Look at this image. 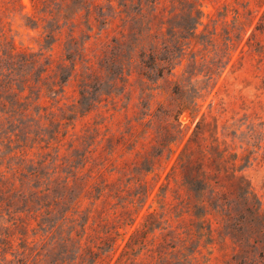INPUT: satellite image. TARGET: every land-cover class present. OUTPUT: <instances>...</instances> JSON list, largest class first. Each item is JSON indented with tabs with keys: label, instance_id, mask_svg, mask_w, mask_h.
Wrapping results in <instances>:
<instances>
[{
	"label": "rangeland",
	"instance_id": "374dc122",
	"mask_svg": "<svg viewBox=\"0 0 264 264\" xmlns=\"http://www.w3.org/2000/svg\"><path fill=\"white\" fill-rule=\"evenodd\" d=\"M17 1L2 15L0 78L26 99L0 108V264H114L150 213L165 255L132 264H220L225 231L213 255L172 240L160 199L176 194L184 148L197 159L216 146L240 177L221 172L224 191L241 182L264 215V0ZM105 233L110 261L109 241L91 248Z\"/></svg>",
	"mask_w": 264,
	"mask_h": 264
},
{
	"label": "trees",
	"instance_id": "16d2710c",
	"mask_svg": "<svg viewBox=\"0 0 264 264\" xmlns=\"http://www.w3.org/2000/svg\"><path fill=\"white\" fill-rule=\"evenodd\" d=\"M30 2L33 10L36 8V11L40 6L47 3L50 4L49 0H30ZM17 7V0H0L1 37H4L2 15L5 12H14ZM46 16L51 18V20L53 19L51 13ZM261 20L264 23V9L261 13ZM250 35L252 36V34ZM247 40L249 39L247 38ZM1 56L4 55L2 54ZM25 57V54L15 53L11 49L7 59L21 62L22 58ZM142 64L143 67H146L144 62ZM158 73L157 76L160 77L162 69ZM9 90H11V85L4 84V79L0 78V108L5 109V107H8L13 113H21L20 101L26 99L23 95L24 89L22 88L17 93H14L13 89L11 94L8 93ZM173 94H177L176 88ZM185 110L186 107L179 109L173 120L176 121L177 116ZM199 123L197 122L196 125ZM98 145L99 141L94 142L93 149L88 152L90 156H98ZM192 152V150L184 148L177 163L178 168L174 167L170 173L172 178L180 177L174 197L168 199L165 196L166 190L164 189V196L160 199V207L166 209L165 213L168 214V217L164 220L168 228L171 229L173 223L177 224L169 231L171 234L170 238L181 243L190 242L194 238L197 241L203 239L205 241L204 246H207L209 250V255H213L215 252L214 245L216 244L215 236H221L220 230H224L225 235L217 243L219 245L216 249L221 259L220 264H264V215L256 207L247 187L242 185L241 182L235 187L236 192H233L232 190L224 191V186H222L220 181L221 172L234 183L239 181L240 177L235 175L234 160L230 159L227 154L225 155V151L216 150V146L199 148L197 159L192 157ZM199 160H201L200 163H198ZM108 162L110 165L114 164V162ZM221 163L227 167H220ZM102 169L101 167L89 168L87 171L90 175L101 177L104 175ZM144 172L146 173L148 170ZM112 176L113 174L106 175L104 182H110ZM145 176L146 174H143L141 179H134V183L138 187L141 185L145 187L147 183ZM128 181L130 182V180ZM166 186H168V183ZM144 194L147 197L146 190H144ZM175 210L178 212L174 214L173 211ZM169 211H172L174 215L171 212L169 213ZM154 219H156V214L150 213L147 215L146 220L140 225V229L132 232L119 250L114 264H125L126 262H131L130 264H132L142 252L149 253L151 259L161 260L163 258L165 253L160 249L162 248L161 245H164L168 233L163 234L160 238L161 242L156 243V247H154L157 237H154L153 232L158 229V226L150 227ZM117 236L118 234H115V237ZM108 241L111 243L110 247L108 246V248H111L110 261L119 246L114 247L115 240L109 237L107 233L99 241V245L91 248L100 251V246ZM242 242L245 243L244 249L241 246ZM165 245L169 249L174 250V246ZM229 245H232V254L228 257ZM253 250L257 252H253ZM133 253H135L134 256Z\"/></svg>",
	"mask_w": 264,
	"mask_h": 264
}]
</instances>
